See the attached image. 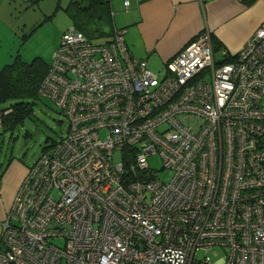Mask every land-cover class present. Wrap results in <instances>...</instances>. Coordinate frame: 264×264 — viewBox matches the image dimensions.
<instances>
[{
	"label": "built area",
	"instance_id": "1",
	"mask_svg": "<svg viewBox=\"0 0 264 264\" xmlns=\"http://www.w3.org/2000/svg\"><path fill=\"white\" fill-rule=\"evenodd\" d=\"M124 34L61 35L39 95L68 128L20 183L0 264H264V26L219 60L202 31L162 78Z\"/></svg>",
	"mask_w": 264,
	"mask_h": 264
},
{
	"label": "crops",
	"instance_id": "2",
	"mask_svg": "<svg viewBox=\"0 0 264 264\" xmlns=\"http://www.w3.org/2000/svg\"><path fill=\"white\" fill-rule=\"evenodd\" d=\"M125 1L128 2L127 9L124 8ZM108 2L112 20L116 13L123 14L120 15L118 29L125 30L124 42L130 54L144 60L149 69L150 66L164 69L170 58L204 30L212 33L218 60L222 58V50L231 56L236 55L247 46L255 30L264 26V0ZM113 28L117 27L112 24L111 29ZM14 41L15 39L8 50L0 41V65L7 64L9 55L13 53ZM31 165L13 159L5 169L0 168V232L1 223L5 220L18 187Z\"/></svg>",
	"mask_w": 264,
	"mask_h": 264
},
{
	"label": "rangeland",
	"instance_id": "3",
	"mask_svg": "<svg viewBox=\"0 0 264 264\" xmlns=\"http://www.w3.org/2000/svg\"><path fill=\"white\" fill-rule=\"evenodd\" d=\"M78 2L80 4L73 0H0V41L8 50L15 39L13 53L9 55L7 64L16 55L24 62L40 58L46 64H51L53 51L61 35L72 26L77 29L82 27L81 30L93 44L108 42L112 37L111 25L118 28L120 15L123 14L116 13L112 20L103 9L91 13L82 11L79 6L87 7L89 2ZM96 29L108 34L98 36L94 32ZM2 67L0 65V69ZM150 70L160 78L165 75V71L157 66H150ZM67 128V119L53 102L40 97L35 101L29 116L15 124L14 128L3 126L0 129V168L5 169L13 159L26 165L33 164L52 142L58 141L66 133ZM149 165L151 169L159 171L161 180L170 178L169 173L161 169L159 157L151 158ZM54 242L57 245L62 243L60 240ZM223 256L224 251L220 248L206 252L200 250L197 254V258L208 259L212 264Z\"/></svg>",
	"mask_w": 264,
	"mask_h": 264
},
{
	"label": "trees",
	"instance_id": "4",
	"mask_svg": "<svg viewBox=\"0 0 264 264\" xmlns=\"http://www.w3.org/2000/svg\"><path fill=\"white\" fill-rule=\"evenodd\" d=\"M35 1L38 2V0ZM86 1L89 2L87 7L79 6L82 11L91 13L103 9L108 18H112L108 0ZM73 2L80 4L78 0H73ZM81 28L75 29L84 34ZM94 32L98 36L108 34L97 29ZM110 34L112 35V31ZM86 38L88 39L87 36ZM216 49L217 47H215ZM48 69L49 65L40 58L24 62L19 55H16L11 63L0 69V112L3 115V126L14 128L15 124L30 115L35 101L41 97L39 87Z\"/></svg>",
	"mask_w": 264,
	"mask_h": 264
}]
</instances>
